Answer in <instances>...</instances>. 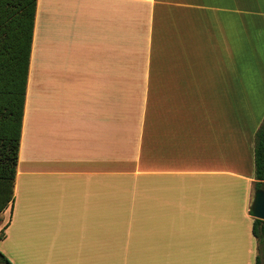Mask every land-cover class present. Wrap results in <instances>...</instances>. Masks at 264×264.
<instances>
[{
	"label": "crops",
	"instance_id": "obj_1",
	"mask_svg": "<svg viewBox=\"0 0 264 264\" xmlns=\"http://www.w3.org/2000/svg\"><path fill=\"white\" fill-rule=\"evenodd\" d=\"M264 0H37L13 264H255Z\"/></svg>",
	"mask_w": 264,
	"mask_h": 264
},
{
	"label": "trees",
	"instance_id": "obj_2",
	"mask_svg": "<svg viewBox=\"0 0 264 264\" xmlns=\"http://www.w3.org/2000/svg\"><path fill=\"white\" fill-rule=\"evenodd\" d=\"M36 5L37 0H0V212L14 199ZM254 188L264 189V118L254 134ZM251 232L255 264H264V220L253 218ZM0 264H13L2 251Z\"/></svg>",
	"mask_w": 264,
	"mask_h": 264
},
{
	"label": "water",
	"instance_id": "obj_3",
	"mask_svg": "<svg viewBox=\"0 0 264 264\" xmlns=\"http://www.w3.org/2000/svg\"><path fill=\"white\" fill-rule=\"evenodd\" d=\"M249 215L264 220V189H255L249 206Z\"/></svg>",
	"mask_w": 264,
	"mask_h": 264
},
{
	"label": "rangeland",
	"instance_id": "obj_4",
	"mask_svg": "<svg viewBox=\"0 0 264 264\" xmlns=\"http://www.w3.org/2000/svg\"><path fill=\"white\" fill-rule=\"evenodd\" d=\"M1 230H2V228H1Z\"/></svg>",
	"mask_w": 264,
	"mask_h": 264
}]
</instances>
